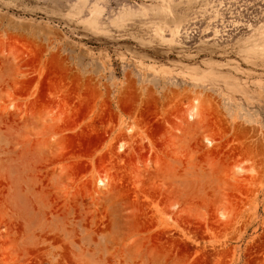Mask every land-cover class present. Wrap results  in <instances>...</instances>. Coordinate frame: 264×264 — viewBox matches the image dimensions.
I'll return each mask as SVG.
<instances>
[{
	"label": "rangeland",
	"instance_id": "374dc122",
	"mask_svg": "<svg viewBox=\"0 0 264 264\" xmlns=\"http://www.w3.org/2000/svg\"><path fill=\"white\" fill-rule=\"evenodd\" d=\"M0 264H264V0H0Z\"/></svg>",
	"mask_w": 264,
	"mask_h": 264
}]
</instances>
